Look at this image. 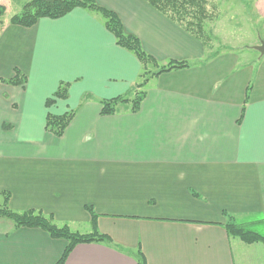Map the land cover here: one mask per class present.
<instances>
[{
	"label": "crops",
	"instance_id": "obj_1",
	"mask_svg": "<svg viewBox=\"0 0 264 264\" xmlns=\"http://www.w3.org/2000/svg\"><path fill=\"white\" fill-rule=\"evenodd\" d=\"M95 2L155 64L144 67L82 9L1 28L0 193L11 211L108 239L77 245L65 264H138V252L146 264H264L263 244L226 231L228 223L264 228V56L213 53L144 0ZM254 10L264 38V0ZM170 63L186 67L151 75ZM13 69L22 86L1 82ZM143 81L137 111L128 102L101 114L102 101ZM62 83L67 99L46 109ZM68 110L74 117L56 138L46 115ZM66 245L5 224L0 264H56Z\"/></svg>",
	"mask_w": 264,
	"mask_h": 264
},
{
	"label": "trees",
	"instance_id": "obj_2",
	"mask_svg": "<svg viewBox=\"0 0 264 264\" xmlns=\"http://www.w3.org/2000/svg\"><path fill=\"white\" fill-rule=\"evenodd\" d=\"M153 9L160 14L174 22L177 26L189 33L194 38L200 40L206 47V41L204 39L206 34V24L212 15L207 12V6L209 0H144ZM74 9H82L90 13L98 15L105 27V29L114 37L115 43L122 49L131 52L138 61L144 65L154 64V60L145 54L142 50L139 40L129 35L124 31L118 16L100 7L95 0H28L21 8V11L12 15L9 18V23L14 26L22 28L33 27L39 19L58 20ZM0 14L2 9L0 7ZM217 53V52H213ZM184 64L170 63L167 67L160 69L158 72L151 75L161 74L163 72H169L173 69L185 68ZM1 82L22 86L25 83V78L20 75L17 69H14V75L12 78ZM68 84H60L56 92L46 100L45 107L49 109L57 101H64L67 99ZM144 86V81L139 84L136 89H141ZM137 98L131 100V111L135 112L139 108L144 93L137 94ZM130 100L124 98H114L109 101L101 102V114L112 115L117 111V106L128 103ZM74 117V112H66L63 115L53 116L49 113L46 115L45 129L47 132L61 138L69 125L70 121ZM6 201L9 200V195H6ZM93 217V223L95 215L92 214L91 209H88ZM0 218L10 220L15 227L24 228H37L46 232L53 239H62L67 245L64 252L56 264H65L68 256L72 250L79 244H108L109 241L105 236H102L96 232L90 235H80L69 230L67 226L58 227L53 223L51 217L41 215L39 212L26 211L21 214L13 213L12 211H0ZM226 231L231 237L238 238L244 244L261 243L264 245V237L255 231H250L243 225L236 223H228L226 225ZM109 245V244H108ZM136 262L138 264H146L143 256L140 252L136 255Z\"/></svg>",
	"mask_w": 264,
	"mask_h": 264
},
{
	"label": "rangeland",
	"instance_id": "obj_3",
	"mask_svg": "<svg viewBox=\"0 0 264 264\" xmlns=\"http://www.w3.org/2000/svg\"><path fill=\"white\" fill-rule=\"evenodd\" d=\"M27 1L28 0H0V7L2 9V14H0V30L5 25H10L8 22L9 18L19 13L22 6ZM254 1L255 0H209L207 12L212 16L206 24V34L204 37L209 50L212 52L230 50L233 54L238 55L242 61L249 59V57L259 55L253 48L258 46L259 42L263 41L264 38L261 19L254 10ZM147 68L152 72L156 70L153 66ZM139 93H141V90L137 91V89L134 88L131 95L122 98L130 100L131 102V100L138 97L137 94ZM124 105H126V103H124ZM67 112L71 111L68 110ZM6 195H8L7 191L0 193L1 212L6 210L11 211L8 203L9 200L7 202L5 199ZM12 212L14 213L15 211ZM15 213L21 214L23 212ZM41 215L45 216L43 213H41ZM46 217L50 218V216ZM51 219L54 220L53 217H51ZM52 222L54 223V221ZM5 224L13 225L10 220L0 218V227ZM78 230L80 233L86 232L84 227H78ZM258 231L264 234V228L261 227ZM262 237H264V235Z\"/></svg>",
	"mask_w": 264,
	"mask_h": 264
},
{
	"label": "water",
	"instance_id": "obj_4",
	"mask_svg": "<svg viewBox=\"0 0 264 264\" xmlns=\"http://www.w3.org/2000/svg\"><path fill=\"white\" fill-rule=\"evenodd\" d=\"M262 57L264 56V42H260L258 46L253 48Z\"/></svg>",
	"mask_w": 264,
	"mask_h": 264
}]
</instances>
